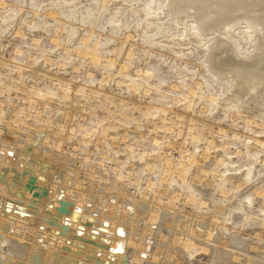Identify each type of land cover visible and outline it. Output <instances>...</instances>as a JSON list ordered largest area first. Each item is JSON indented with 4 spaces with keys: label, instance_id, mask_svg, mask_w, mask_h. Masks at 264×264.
<instances>
[{
    "label": "rangeland",
    "instance_id": "obj_1",
    "mask_svg": "<svg viewBox=\"0 0 264 264\" xmlns=\"http://www.w3.org/2000/svg\"><path fill=\"white\" fill-rule=\"evenodd\" d=\"M167 2L0 0V118L3 112L12 115L0 129H21L27 136L45 133L43 138H47L56 159L68 157L81 166L84 189L92 181L123 184L132 193L139 192L138 200L148 190L155 195L148 202L155 206L151 215L161 216L160 211L166 210L200 220L210 228L206 230L209 239L206 235L191 237L189 230L182 233L174 222L167 244L149 240L148 261L160 255L159 264H166L168 248L174 246L182 249L183 253L175 254L184 264H232L234 257L240 258L236 264H264V117L248 114V122L236 108L216 111L233 89L206 63L213 38L225 39L228 34L243 54L253 51L256 40L244 24L223 27L215 34L192 29L193 19L186 25L178 24L170 19ZM147 3L156 8L150 17L145 16ZM74 10L79 14L76 22L70 19ZM21 16V23L6 36L3 31ZM74 34L78 39L69 47ZM68 47L71 52L66 53ZM97 47L103 48L100 64H94L90 57V49ZM125 49L132 57L124 56L121 62ZM44 60H51V65L44 66L48 76L25 80L27 71L37 70ZM111 61H116L113 66ZM119 63L127 64V69L120 72ZM108 74L111 78L105 93L101 87ZM98 92L106 95L103 104L88 98ZM132 94L138 100H132ZM76 95H82L80 101L76 102ZM17 99H21L22 107ZM53 101L68 110L73 102L76 112L60 133L56 132L57 125L52 128L53 113L60 108L51 106ZM247 113L257 111L251 108ZM126 130L138 133L134 138L131 133L127 139L122 136ZM14 136L6 134V140L14 143ZM215 159L222 162L212 164ZM144 160L156 163L154 170L146 171ZM202 163L208 168L201 170ZM196 171L208 175L200 180L213 184L212 189L208 186L200 191L193 186ZM173 195L178 204L172 209ZM159 196L165 199L161 204ZM225 208L232 210L231 215L222 226L214 223L213 214ZM172 222L171 217L166 218L161 230L153 228L168 237ZM140 224L139 232L143 222ZM215 232L217 235L211 236ZM236 235L247 243L243 249L229 245ZM257 248L258 256L254 255ZM126 250L125 260L132 264L133 251Z\"/></svg>",
    "mask_w": 264,
    "mask_h": 264
},
{
    "label": "bare ground",
    "instance_id": "obj_2",
    "mask_svg": "<svg viewBox=\"0 0 264 264\" xmlns=\"http://www.w3.org/2000/svg\"><path fill=\"white\" fill-rule=\"evenodd\" d=\"M166 8L170 13V19L176 20L178 24L186 25L188 20L193 19L192 29L195 30L200 29L203 32H213L215 34L221 31L223 27H235L239 24H244L247 26L246 28L252 31L256 42L251 53L243 54L238 43L227 34L225 39L217 37L212 39L213 43L208 47L206 63H208L210 71L216 77L226 80L233 89L232 91L230 90L231 95H226L227 97L222 100L224 106L219 105L215 108L216 111L226 112L236 108L239 114L244 115L247 120L249 119L248 114L264 117V0H168ZM154 10L156 8L147 3L145 16L150 17L153 15ZM190 10L193 12L192 14ZM71 15V20L78 21L79 14L76 11L71 12ZM22 18L23 16L9 23V26L3 31L6 36L10 33L9 31H13V27L21 23ZM16 34L19 35V32H16ZM78 36V34H74L67 45L69 46L70 43L75 42ZM69 47L65 48L66 53L71 52ZM102 49L101 47H97L96 50L90 49L92 62L99 64L102 62ZM128 50H124L120 61H124L125 57L127 59L132 57ZM115 62L111 61V66ZM2 64V61H0V65ZM48 64L51 65V60H44L42 65L37 67V70H28L25 80L30 79V77L36 80L37 77L40 79V76H48L44 68ZM119 64L120 72H123L128 67L125 63ZM110 78L108 74V77L104 79V85L101 87V90H105V93L107 92V82ZM21 80L22 77L20 83L22 82ZM222 85L224 86V84ZM133 87L136 90L138 88L136 85ZM190 94L194 95L195 93L191 91ZM131 96L132 100H138L136 94ZM81 97L82 95H76V102ZM88 98L92 99L91 102L100 101L98 103H101L103 101L104 103L106 95L104 93H99V95L91 94ZM17 100H19L17 102L19 104L21 99ZM73 104L72 102L69 110L66 109L68 107L64 108L56 101L50 104L51 106L60 107L54 111L52 121V128L55 125L58 126L57 133L63 131L75 117L76 112ZM20 105L22 107V102ZM14 106L11 108L12 110L16 107ZM251 108H254L257 114L247 113ZM60 109L62 112L59 111ZM11 116L10 111L3 112L0 118L1 129L8 124L9 120H12ZM211 117L214 118V114H211ZM42 124L46 125L47 123L42 122ZM143 128L145 129V127ZM1 129L0 264H99V262L101 264H127L125 258L128 256V251L126 248L133 251L132 264H143L151 261L147 260L148 252L152 247L149 240H156L159 245L167 244L173 230L172 226L175 225L174 222L176 221L179 229L183 230L182 233L189 230L191 237L197 236L201 238L206 235L208 238L210 236V233L207 234L206 232L207 229L210 231V228L207 224L200 223V220L197 221L194 218L190 220L188 217L185 218L177 213L167 212L165 209H162L165 211H160L161 216L151 215V212H155V206L149 205L148 202L150 198L153 200L155 195H152L148 190L138 200L137 194L139 192L134 190L132 193L129 187L123 184L109 185L108 183H95L92 181L84 189L81 181V166L71 163V159L69 161L68 157L56 159L55 152L51 151V147L48 146L47 138H43L45 133H33L27 136L21 129L13 130L11 128L12 130H10L5 127L4 130L7 132H3ZM151 131L154 130L152 129ZM123 132L122 136L126 138L131 133L134 138L135 132L138 133L137 130H126ZM6 134L15 135L14 139L16 141L14 143H12L13 141H7ZM145 160L142 163L147 165L146 171L149 170L151 172V170H154L156 163L149 161L146 163ZM194 161L191 163L195 165L196 161ZM218 162H222V160L217 161L215 159L212 164ZM142 163L139 162V165H142ZM191 163L190 165H192ZM206 163L208 164L207 161L204 162V164ZM200 167L201 170L204 167L208 168L206 165L203 167V163ZM67 172H72V175H68ZM63 174L64 177L62 179ZM206 176L208 175L198 172V178H194L193 186L200 191L203 190V187L208 186L212 189L213 184L200 180ZM148 185L151 187L152 183L149 182ZM244 185L246 184H241L240 186ZM19 192L24 199L18 197ZM166 193H169V191ZM32 200H34L33 203H31ZM163 200H165L164 197L159 196V204ZM170 201L174 205L172 209L177 206L178 200L176 196L173 195ZM7 206L11 210L8 209L9 211H6L5 208ZM230 213H232V210L225 208L222 213L220 211L213 214L214 223L217 222L221 225V222L227 220V217L231 215ZM75 215H78L79 218L74 217ZM170 217L173 222L167 228L169 231L166 229L169 232H167L168 237L162 236L159 233L160 231L153 227H158L161 230L160 224ZM86 218H89L90 221H86ZM141 221L143 222V228L139 232L138 228L141 225ZM169 222L171 223V221ZM78 231H81L82 234L79 235ZM178 234H180V231ZM216 235L217 233L215 232L211 236ZM158 236L163 238H157ZM240 237L237 235L231 237L229 245L243 249L247 243ZM146 241L148 242L147 244ZM177 242L180 241L177 240ZM81 243L85 244V248L79 247ZM120 247L122 248L121 250ZM185 247L186 249L190 248L189 245H185ZM168 250L170 252L167 255L166 264H184L182 260L179 261L178 253L175 254L176 251L183 253L182 249L170 246ZM256 251L257 253H254V255L257 254L258 256V248ZM158 256L160 257V255ZM158 259L150 263L159 264ZM115 260L117 261L116 263L114 262ZM239 261V257H234L231 263L236 264Z\"/></svg>",
    "mask_w": 264,
    "mask_h": 264
},
{
    "label": "water",
    "instance_id": "obj_3",
    "mask_svg": "<svg viewBox=\"0 0 264 264\" xmlns=\"http://www.w3.org/2000/svg\"><path fill=\"white\" fill-rule=\"evenodd\" d=\"M18 197L21 199V198H23L22 197V195H21V193L19 192L18 193ZM24 199V198H23ZM34 202V200H32V202L31 203H33ZM9 205V204H8ZM51 206V205H50ZM8 209H10V208H8V206L5 208V210L6 211H9ZM19 209H21V208H19ZM11 210V209H10ZM25 216H27V215H25ZM74 217H78V215H75ZM79 218V217H78ZM15 220V219H14ZM86 221H90V219L89 218H86ZM57 234H58V232H56ZM78 234L79 235H81L82 234V232L81 231H78ZM108 243V242H107ZM119 246V245H118ZM121 246V245H120ZM79 247L80 248H85V244H83V243H81L80 245H79ZM64 250H65V248H63ZM118 249H119V247H118ZM118 249H116V250H118ZM122 248L120 247V250H121ZM113 252H114V250H112ZM99 264H101V262H99Z\"/></svg>",
    "mask_w": 264,
    "mask_h": 264
}]
</instances>
